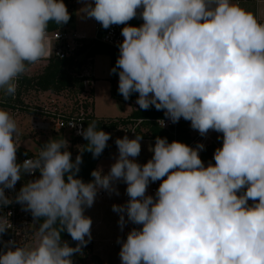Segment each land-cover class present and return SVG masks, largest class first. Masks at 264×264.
I'll use <instances>...</instances> for the list:
<instances>
[{"label":"clouds","instance_id":"9594fccd","mask_svg":"<svg viewBox=\"0 0 264 264\" xmlns=\"http://www.w3.org/2000/svg\"><path fill=\"white\" fill-rule=\"evenodd\" d=\"M82 2L81 18L104 29L125 25L111 69L119 70L123 98L138 93L140 109L154 106L173 124L190 121L202 137L222 133V147L205 166L204 144L157 136L151 159L140 164L143 136L125 135L115 140L118 157L107 174L98 168L84 182L77 176L82 151L99 157L110 133L93 120L77 131L88 143L74 160L60 137L20 163L18 122L0 108V208L22 205L34 226L29 243L0 240V264H73L92 239L85 210L100 190L119 195L117 182L127 185L129 197L112 205L118 225L139 226L117 238L121 264H264V22L233 0ZM138 16L140 26L128 24ZM70 18L64 0H0V98H14L19 78L50 58V23ZM37 172L14 198L6 194ZM156 181L155 194H147ZM11 226L0 215V237Z\"/></svg>","mask_w":264,"mask_h":264},{"label":"trees","instance_id":"16d2710c","mask_svg":"<svg viewBox=\"0 0 264 264\" xmlns=\"http://www.w3.org/2000/svg\"><path fill=\"white\" fill-rule=\"evenodd\" d=\"M76 0H64V3L67 6L71 18L67 24L58 26L55 23H50L48 31L56 30H69L68 26L74 22L75 18L73 15V9L75 8ZM142 19L137 18L132 19L128 24L132 26H139L142 23ZM106 54L110 56V70L115 67L116 60L119 56V50L113 47H110L100 41H95L91 39H80L77 41V45L74 50V54L69 58H58L52 56L50 58L44 59L40 66L42 67L40 71L36 73H29L33 70V66L29 67V71L24 74L18 80V89L15 97H7L2 101L0 100V105H6L11 108L14 107H23L22 97L25 92L28 90H36L42 92H51L57 95L68 93L73 95L75 99V107L71 110L69 114L64 116L81 118V124L83 128H87L88 123L95 120L99 128L107 133L111 132H122L129 125L135 124L138 119H143L144 121L136 128L135 132L131 135V139L135 138V135H142L143 138L155 139L157 136L166 137L169 142L174 141V135L172 131L165 130L157 126L155 122L156 119L163 116V111H157L154 106L150 107L148 110H142L140 107L134 110L127 117H116V118H98L93 114L94 100H93V87L91 86V81L89 77L83 75L85 68L92 64L96 55ZM42 61V60H41ZM38 65V66H39ZM38 68V67H37ZM119 71V70H118ZM117 73H111L110 81L112 83L111 94L114 98L123 99V96L118 91L119 76ZM88 80L89 83L85 84V81ZM138 98V93H133L128 99L129 102H135ZM29 109V108H28ZM60 129V130H64ZM66 130V129H65ZM179 140L183 143H187L190 138L186 134V131L183 128L179 129ZM59 136V131L53 136L57 138ZM62 137V136H60ZM58 137V138H60ZM49 139H46L38 143V146L34 150L27 148L19 147L17 151V161L20 162L22 159L35 156L40 150L41 146L48 142ZM68 151L72 153L73 160L77 154H81L82 148L88 143L83 137L74 136L73 132L70 131ZM114 142L109 139L107 142V147L104 149L103 153L97 157L93 158L92 153L88 151H82V164L80 165V171L77 174L78 178L82 179L84 182H89L93 179L91 172L96 170L97 162L107 156ZM215 147H208L203 156L201 157L204 163H210L212 155H214ZM27 153V155H25ZM39 177L38 175L35 178ZM29 179L24 178L22 180L23 185ZM161 183V181H160ZM159 183V184H160ZM134 227H139L134 225ZM62 240L68 241L70 246L75 247V241H73L70 235L67 232L61 233ZM0 250H3V246L0 245ZM80 257L78 264H84L86 259H89L90 264H107L106 261L102 260L100 256L95 254L91 248L83 249L82 253L79 254Z\"/></svg>","mask_w":264,"mask_h":264},{"label":"rangeland","instance_id":"374dc122","mask_svg":"<svg viewBox=\"0 0 264 264\" xmlns=\"http://www.w3.org/2000/svg\"><path fill=\"white\" fill-rule=\"evenodd\" d=\"M245 1H247L250 5L247 11H250L255 14L252 7L254 1ZM233 2L239 4L240 2H242V0H233ZM82 7V0H78L77 2H75V8L73 9L75 21L68 26V29L75 28L76 22H78V24L83 22L84 18H81L79 14V9H81ZM48 40L50 44V57H52L54 55L53 49L55 42L50 38H48ZM94 61V64L90 65L92 67L91 70H89V68L87 67V71L89 70L90 73H93L96 76V79L93 82L95 89V113L101 118L126 116L130 112L131 108L127 106L125 109L122 108L125 103L111 97L110 84L108 81L105 80V77L110 76V56L106 54H99L95 56ZM37 67H33V70L29 71V73H36L42 68L40 65H37ZM92 69H94L93 72ZM72 96L73 95H70L69 93L68 95H56L48 92H36V90L34 89L28 90L23 94L22 97V105L24 106L22 108H15L19 111V113L27 117L26 121L24 122L18 116L13 115L11 107L6 105H0V108L9 110L13 117L17 120L20 130V135L18 138V143L20 144V146L24 145V143L29 138H32L33 142L36 144V146H38L39 142H42L46 139H53V136L57 133V131H59L57 129V116L53 115V113L69 114L71 110L75 107V99ZM3 99L4 98H0L1 101ZM28 108L32 110L31 112L35 113V116H33V113L28 112ZM29 114H31L32 116ZM31 118H33V122ZM42 124H44V126ZM45 124L47 126H45ZM25 127H27V129ZM66 133H64V131H60L58 137L62 136L64 139L68 140L70 130L66 129ZM110 134L111 138L115 140L117 138H122L123 136H125V134L122 132H111ZM99 214V219H101L99 229L102 232V237H100V240L109 238L112 241L116 242L114 246H110L109 250L106 247V251L102 253L101 256L105 260H107L109 264H116L118 259L119 247V244L117 243V238H121V229L118 225L119 214L113 212L111 209L105 210L104 212H100ZM131 228H133V225L131 223L126 224L123 229L124 234H127L128 231L131 230ZM78 257H80L79 254L73 256V258L76 259L77 264L79 260ZM84 264H90L89 259Z\"/></svg>","mask_w":264,"mask_h":264},{"label":"built area","instance_id":"2783aa9c","mask_svg":"<svg viewBox=\"0 0 264 264\" xmlns=\"http://www.w3.org/2000/svg\"><path fill=\"white\" fill-rule=\"evenodd\" d=\"M143 23V21H142ZM141 23V24H142ZM140 24V25H141ZM139 25V26H140ZM125 25H113L108 29H104L100 23L92 19V31L93 35L88 37L84 34H80L76 31L71 30H56V31H48V38L52 39L54 43V55L58 58H69L74 54L75 47L77 45V41L80 39H91L95 41H100L110 47H113L115 49H118V44L123 41V36L121 35V30ZM59 34V35H58ZM89 81L86 80L85 84H88ZM53 115L57 116V129H69L73 132L74 136L82 137L81 135L77 134V131L82 127L81 124V118L76 117H66L65 114L62 113H53ZM164 120L165 126L161 127L158 121ZM143 119H138L135 124L129 125L124 129V134L127 135L131 139V135L135 132L136 128L143 122ZM76 122V126H69V123ZM157 123V126L160 128H163L165 130H169L173 132L174 140L180 141L178 138L179 135V129L183 128V130L186 131V134L189 136L190 140L185 143L189 146L195 147L197 143H202L205 145L204 149L199 152L200 158L203 156L205 150L208 147H222V143L220 140H222V133H217L215 131L210 130L206 136L202 137L198 133V131L193 130L190 125V121H186L183 118L179 120V122L173 124L170 120H168L164 114L162 117L155 120ZM183 143V142H182ZM214 155L211 157V163H215L213 159ZM30 158V157H27ZM24 158L20 161L22 163L25 159ZM38 175V172L35 173L34 176H29L27 174L22 176V179L17 182L15 185L14 190H6V194L10 197H15L16 193L19 192L20 188L23 186L22 180L24 178L33 179ZM160 181H156L154 183H150L148 186L147 194L154 195L156 190L159 187ZM126 187L125 184V190H124V196H123V203H126L129 197L126 194ZM98 196H102V191H99ZM251 203V201H249ZM10 213V215H8ZM0 215L7 216L9 223L12 225L11 228L7 230L6 233L0 237V240L2 241H9L14 240L17 243L23 245L25 243L31 242V235L30 233L34 231L33 226V217L30 212H26L23 210L22 205L18 203H12L10 205L4 206L0 208ZM76 244V243H75ZM91 246V243L89 242L86 247L83 249H88ZM73 259V264H76V259Z\"/></svg>","mask_w":264,"mask_h":264},{"label":"crops","instance_id":"0c3cea01","mask_svg":"<svg viewBox=\"0 0 264 264\" xmlns=\"http://www.w3.org/2000/svg\"><path fill=\"white\" fill-rule=\"evenodd\" d=\"M78 0H76L77 2ZM254 3L252 4L253 10L255 12V15L257 16V18L261 21L264 22V0H253ZM239 5L244 8L245 10H247L249 8V3L245 0H242V2L239 3ZM75 21V20H74ZM86 23V24H85ZM71 31H76L80 34H84L88 37L93 35V31H92V19L91 18H84L83 22L79 23L76 22V27L69 29ZM42 61L37 62L36 64H34L33 66L39 65ZM94 60L92 62V64H94ZM91 64H89L87 67L89 68V70H91ZM87 67L85 68L83 75H85L86 77L90 78V83L91 86L93 87V91H94V95H93V100L95 103V89H94V85L93 82L96 79V76L93 73H90L89 70L87 71ZM94 69H92L93 72ZM111 78V70H110V76L109 77H105V80L109 82L110 84V95L112 98H114L111 94V88H112V83L110 81ZM98 81V80H96ZM36 92H42V91H36ZM47 93V92H46ZM51 93V92H48ZM54 94V93H51ZM57 95V94H56ZM117 99V98H114ZM119 101H122L125 103V105L122 108H126L129 107L131 108L130 112L123 117H127L129 116L134 110L139 108V105L136 104L135 102H129L128 100H123V99H117ZM16 107L12 108L13 111V115L18 116L21 120L26 121L25 115L19 113V111L17 109H15ZM17 108H21V107H17ZM29 110V111H28ZM27 111L30 113H33V116H35L34 112H31L32 110L29 108ZM35 110V109H34ZM95 104H94V108H93V114L98 117L101 118L99 116H97V114L95 113ZM16 111V113H15ZM37 112V111H36ZM51 113V112H50ZM38 114V113H37ZM66 114V113H65ZM31 115V114H29ZM32 116V115H31ZM116 118V117H113ZM32 122H33V118H31ZM35 125V124H34ZM44 126V124H42ZM45 126H47L45 124ZM28 127V126H27ZM27 127H25L27 129ZM25 129V130H26ZM24 130V131H25ZM60 131H64V133H66V130H59ZM68 134V133H66ZM222 139V138H221ZM111 141L114 142L113 146L111 147L109 154L103 158H101L96 165V169L98 168H102L103 169V173L107 174V172L110 169V166L115 162L116 157H118V149L117 146L115 144V139L110 138ZM220 142H222V140H220ZM154 143H155V139H151V138H143L141 140V152L139 154V156L136 158V161L140 164H144L146 163L149 159H151L153 153L149 150L150 147H154ZM19 147H23V148H27L30 150H34L36 148V144L33 142V139L29 138L27 139V141L24 143V145H21ZM205 166H207L209 163H204ZM214 164V163H212ZM116 187L119 191V195L116 194H109L108 192L104 191V190H100L102 191L103 195L102 196H98L95 199L94 205L91 208H87L85 210V215L89 216L92 219V226H91V236L92 239L90 241L91 243V248L93 250V252L95 254H97L98 256H100V258L104 261L108 263L107 260H105L101 254L104 253L106 251V247L108 248V250L110 249V246H114L116 244L115 241H112L111 239L107 238L104 240H100V237H102V232L99 229V226L101 224V219H99V213L100 212H104L105 210H112V205L113 204H124L123 203V196H124V190H125V183L123 182H117ZM133 225V224H132ZM134 227V225H133ZM127 234H124L123 231H121V239H126ZM109 244V245H108ZM120 247L121 245L119 244L118 247V259H117V263L116 264H121V260L119 257V251H120ZM88 261V259H86V261L84 263H86ZM77 264V263H76Z\"/></svg>","mask_w":264,"mask_h":264}]
</instances>
